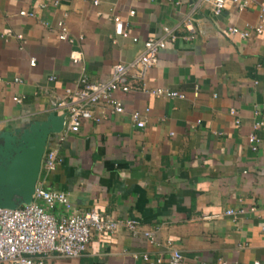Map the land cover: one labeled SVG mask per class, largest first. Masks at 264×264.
<instances>
[{
  "label": "crops",
  "instance_id": "0c3cea01",
  "mask_svg": "<svg viewBox=\"0 0 264 264\" xmlns=\"http://www.w3.org/2000/svg\"><path fill=\"white\" fill-rule=\"evenodd\" d=\"M239 3L216 16L196 0H0V133L64 116L53 101L66 90L108 79L145 40L165 36L164 28L176 36L149 69L145 91L115 93L123 113L98 106L99 122L50 135L57 164L38 180L74 209L135 220L137 231H92L81 256L47 254L36 262L146 264V253L168 264L174 248L183 264H264V129L256 152L247 142L253 122L264 120V26L247 39L227 32L258 25L264 0ZM114 16L130 38L114 35ZM60 20L71 43L58 39ZM72 55L80 60L73 63ZM156 88L185 98L155 97L149 91ZM135 111L145 119L142 129L131 118ZM144 232L154 234L153 245Z\"/></svg>",
  "mask_w": 264,
  "mask_h": 264
},
{
  "label": "built area",
  "instance_id": "2783aa9c",
  "mask_svg": "<svg viewBox=\"0 0 264 264\" xmlns=\"http://www.w3.org/2000/svg\"><path fill=\"white\" fill-rule=\"evenodd\" d=\"M251 1L244 0L239 3V0H196V3L209 8L211 13L217 16L229 3H239L240 8H243ZM58 3L59 0H55V4ZM19 15L32 17L33 13L20 11ZM129 15L133 16L134 11H130ZM112 22L115 36L130 38L119 16H114ZM186 24L190 23L186 22ZM263 26L264 7L260 9L258 25L243 30L229 27L227 32L230 35H237L241 39H247L252 33L256 36L262 35ZM57 29L60 41L72 42L63 20L57 23ZM163 33L165 36L151 37L145 40L142 44V51L131 62L116 63L108 79L99 82L83 81L75 89L66 90L61 98H56L53 101V110L65 113L64 126L67 132L77 133L86 121L99 122L102 116L94 113L98 106L109 108L114 114L123 113V104L115 93L145 91L144 82L149 69L156 64L159 53L166 48L168 41L172 42L176 39V36L167 28L163 29ZM5 36L10 37L11 34L8 33ZM16 38L20 40L21 36L17 35ZM131 40L137 42L135 37H132ZM71 57L73 63L80 60V57L74 55ZM29 65L35 66L34 58L30 60ZM49 80L53 81L54 79L50 78ZM15 82H20V80L15 79ZM149 92L155 97L185 98L183 94L169 89L156 88ZM13 101L17 104L22 102L18 97H14ZM147 111L148 109L145 110V112ZM231 113L233 114V110ZM131 118L137 128L145 127V119L138 111L133 112ZM238 124L239 121H236V125ZM262 129H264V120L254 121L247 136L248 145L253 152L258 150L261 143L257 132ZM56 164V151L48 145L44 153L42 169L47 172L54 171ZM243 212V209H228L226 214L237 215ZM120 227L127 228L133 233L137 231V222L132 219H105L94 210H76L64 193L46 190L37 183L29 204L21 205L16 209L0 208V264H41L36 262V259L47 254L77 258L85 252L92 231L114 234ZM261 232L264 241V226L261 227ZM144 235L149 244L155 243L152 232H144ZM169 249L168 264H183L182 254L174 248ZM141 259L146 264H161L162 262L160 258L155 263L151 262L146 253L141 255ZM221 264L226 263L222 262ZM252 264L260 263L255 261Z\"/></svg>",
  "mask_w": 264,
  "mask_h": 264
},
{
  "label": "water",
  "instance_id": "95a60500",
  "mask_svg": "<svg viewBox=\"0 0 264 264\" xmlns=\"http://www.w3.org/2000/svg\"><path fill=\"white\" fill-rule=\"evenodd\" d=\"M64 128V116L49 114L23 129L0 133V208L32 201L50 135Z\"/></svg>",
  "mask_w": 264,
  "mask_h": 264
}]
</instances>
